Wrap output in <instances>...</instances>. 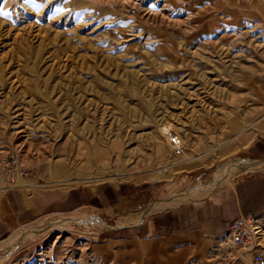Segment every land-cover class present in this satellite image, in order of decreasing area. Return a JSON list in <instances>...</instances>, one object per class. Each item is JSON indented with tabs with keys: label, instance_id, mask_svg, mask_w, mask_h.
<instances>
[{
	"label": "rangeland",
	"instance_id": "374dc122",
	"mask_svg": "<svg viewBox=\"0 0 264 264\" xmlns=\"http://www.w3.org/2000/svg\"><path fill=\"white\" fill-rule=\"evenodd\" d=\"M0 11V161L22 157L21 187L135 182L151 205L200 190L224 163H264L251 151L264 0H0ZM12 182L0 172V192ZM79 216L126 220L42 214L0 240V264H254L247 248L226 252L225 233L112 241Z\"/></svg>",
	"mask_w": 264,
	"mask_h": 264
},
{
	"label": "crops",
	"instance_id": "0c3cea01",
	"mask_svg": "<svg viewBox=\"0 0 264 264\" xmlns=\"http://www.w3.org/2000/svg\"><path fill=\"white\" fill-rule=\"evenodd\" d=\"M258 72L260 75L254 78V81L264 88V67ZM257 100L264 108V95L258 96ZM254 131L256 135L252 143V157L264 161V111L261 121L253 127ZM15 184L16 186L8 184L7 188L0 192V240L13 229L16 230L15 228L30 223L45 213L86 208L105 217L119 215L123 220L136 217L154 199L151 190L142 183L135 182L100 181L92 186L47 185L39 189ZM171 194L153 201L149 206L164 202ZM240 214L264 217V170L239 174L229 187L200 199L181 202L175 207L151 211L135 224L113 226L104 230H114L115 236L107 237L112 241L126 239V236H172L178 239L183 234L193 232L222 235L233 217Z\"/></svg>",
	"mask_w": 264,
	"mask_h": 264
},
{
	"label": "built area",
	"instance_id": "2783aa9c",
	"mask_svg": "<svg viewBox=\"0 0 264 264\" xmlns=\"http://www.w3.org/2000/svg\"><path fill=\"white\" fill-rule=\"evenodd\" d=\"M173 142V153L180 152L181 146L178 139L174 135L170 136ZM1 174L15 185L17 179L25 178L29 169L17 153L6 152L0 161ZM262 218L258 215L252 214H240L230 221L223 241L225 244V250L228 254L233 251L239 252L242 249H248L251 251V260L254 264H264V249L260 247L259 237L262 231Z\"/></svg>",
	"mask_w": 264,
	"mask_h": 264
},
{
	"label": "bare ground",
	"instance_id": "6f19581e",
	"mask_svg": "<svg viewBox=\"0 0 264 264\" xmlns=\"http://www.w3.org/2000/svg\"><path fill=\"white\" fill-rule=\"evenodd\" d=\"M170 140H171V138H170ZM171 142H172V140H171ZM172 144H173V142H172ZM178 153H180V152H178ZM257 170H264V163H259V162H255V161H245V160H236V161H233L230 163H224L213 171V173L211 174V177L209 178L210 180L200 190H194L190 194H187V195L186 194L173 195L169 199H167L165 202L160 203V204H156V205L151 206V207H147L142 212H139L136 215V217L126 218V220L124 222H121L118 225L122 226V225H126V224H133V223L139 221L143 215H146L151 211L161 210L164 208H171L175 204H179V203L184 202V201H191L193 199L202 197L204 194L208 193L207 191L211 186L227 180L230 176H232L234 174L247 172V171H257ZM65 220H68V218H66ZM72 220L77 221V222H83L84 221L86 223H90L93 226H95L97 229H105V228L109 227V226L105 225L104 223L98 222L97 219L90 217V216H79V217L72 218ZM56 223L61 225L62 221L59 220V221H56ZM25 233H27V232H25ZM25 233H20L17 230H15L11 233V235L7 238L6 241L9 242L10 240L18 239L19 237L23 236V234H25ZM261 234H262V231H261ZM3 245L4 244L2 242H0V249L2 248ZM43 252L44 251L39 253V256H41L43 254ZM46 255H47V253H46ZM242 256L243 255H241V258H242Z\"/></svg>",
	"mask_w": 264,
	"mask_h": 264
},
{
	"label": "snow or ice",
	"instance_id": "6c2138e0",
	"mask_svg": "<svg viewBox=\"0 0 264 264\" xmlns=\"http://www.w3.org/2000/svg\"><path fill=\"white\" fill-rule=\"evenodd\" d=\"M0 15H7V13L0 11Z\"/></svg>",
	"mask_w": 264,
	"mask_h": 264
}]
</instances>
